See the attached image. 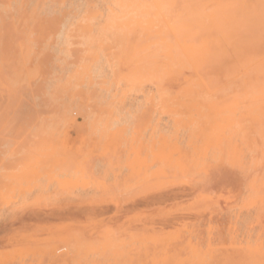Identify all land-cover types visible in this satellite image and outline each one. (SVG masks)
Here are the masks:
<instances>
[{
    "label": "rangeland",
    "instance_id": "rangeland-1",
    "mask_svg": "<svg viewBox=\"0 0 264 264\" xmlns=\"http://www.w3.org/2000/svg\"><path fill=\"white\" fill-rule=\"evenodd\" d=\"M181 3L0 0V264H264V50Z\"/></svg>",
    "mask_w": 264,
    "mask_h": 264
},
{
    "label": "bare ground",
    "instance_id": "bare-ground-1",
    "mask_svg": "<svg viewBox=\"0 0 264 264\" xmlns=\"http://www.w3.org/2000/svg\"><path fill=\"white\" fill-rule=\"evenodd\" d=\"M134 1H137L136 6L143 13L149 14L151 8H153V14L154 15L156 14V16H158L162 13H165V12H163L164 10H162L165 7L161 9V4H162V2H164V0H134ZM182 1H184L186 3H184V4L181 3L182 5L179 7L180 10L182 11V12H180L181 18H176V19H178L176 21L175 20L171 21L169 19L163 18V23L158 26V27H160L159 32L170 34L168 36V39L170 36H172L171 37L172 40H171V38L169 39V41L171 40L170 42L167 41L165 38H161V41L165 42V44L168 47L169 56L171 59H174V56L172 55V50L174 51V48H177V49L179 48L178 50H183L184 47L186 46V44H188L189 42L191 43L190 40H191L192 36L197 35L199 32H203L206 36L209 37V39L212 38V39H210L212 42H215L216 44H219V45L228 46L229 44H231V45L233 44V46L235 45L237 47L261 48L264 50V4L259 5L256 0H252V1L243 0V2H241V0H212L213 5L216 4V6H215L214 10L212 7H209L210 8V10L208 9L209 13L211 10H213V12H211L210 14L209 13L205 14L207 12H205L204 10L207 11L208 5L205 8V7H203V4L210 1V0H181V2ZM146 2H148V3H146ZM214 2H215V4H214ZM165 4H163V5L165 6ZM258 5H259V7L261 6L260 10L257 9ZM1 7H2V5H1ZM166 7H167V5H166ZM167 9H169V8H166V10ZM170 9H172V6ZM174 11H176V10H174ZM138 12H140V11H138ZM167 12H168V10H167ZM141 15H144V14H141ZM176 17H178V15ZM170 18H171V15H170ZM192 42H194V41H192ZM201 46H202V44H201ZM192 48H194V46L191 47V51L193 50ZM235 49L239 50L240 48H235ZM214 50H217V49H214ZM220 50H221V48H220ZM223 50H224V48H223ZM175 51H177V50H175ZM240 51H238V53ZM207 53H208V51H207ZM173 54L175 55V53H173ZM183 54H184V52H183ZM183 54L181 53L180 55H183ZM235 54H237L236 51H235ZM186 55L185 56L183 55V56L187 59ZM246 55H248V54H245V56ZM187 56H188V58H190L189 55H187ZM240 58H241V56H240ZM176 59H177V57H176ZM191 59H192V57H191ZM204 59L206 60V58H204ZM248 59H249V55H248ZM188 60L189 59H187V62H188ZM261 60H262L261 64L264 65V56L261 57ZM199 61H201V60H199ZM195 62H197V61H195ZM233 62H235V61H233ZM172 63L174 64V62H172ZM200 63H198V64H200ZM238 63H237V65H238ZM246 63L244 62L241 64H243V66H244ZM197 65H196V67H197ZM173 66H175V65H173ZM239 66H242V65H239ZM240 68L241 67H238V69H240ZM187 69H188V67H187ZM196 70H197V68L195 69V71ZM234 70L235 71L237 70L235 68V66H234ZM235 71H233V72H235ZM251 74H252V71H251ZM181 75L182 74H179V75L176 74V76H179V79H180ZM239 76H237V77H239ZM196 86H198V85H196ZM260 89L262 90V93L264 95V83L261 84ZM257 108H258L257 111H259V112H261V111L263 112V110H264V106H259V105L256 106L255 108L253 107L252 110L254 111ZM180 150H182V149H180Z\"/></svg>",
    "mask_w": 264,
    "mask_h": 264
}]
</instances>
